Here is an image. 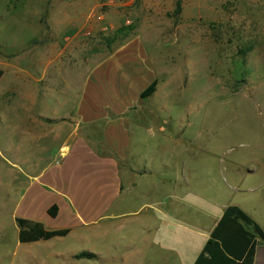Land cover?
<instances>
[{
    "label": "rangeland",
    "instance_id": "1",
    "mask_svg": "<svg viewBox=\"0 0 264 264\" xmlns=\"http://www.w3.org/2000/svg\"><path fill=\"white\" fill-rule=\"evenodd\" d=\"M133 41L157 82L138 113L153 116L143 122L148 128L166 133L152 137L148 128L130 124L138 135L132 150L139 166L169 165L178 180L190 176L189 188H178L186 192V207L177 217L198 231L190 242L204 240L216 205H242L264 229V0H0V65L47 68L43 112L50 118L72 114L90 71ZM94 130L90 138L101 149ZM6 141L0 136L1 144ZM59 144L50 139L47 153L44 147L32 155L54 156ZM8 183L6 174L7 190ZM152 187L151 177L141 181L122 211L154 204ZM3 205L6 215L8 202ZM144 215L108 234L106 243L67 239L61 248L98 255L76 264H121L125 244L144 238L132 233L138 239H124L147 224ZM6 230L14 237L13 224Z\"/></svg>",
    "mask_w": 264,
    "mask_h": 264
},
{
    "label": "crops",
    "instance_id": "2",
    "mask_svg": "<svg viewBox=\"0 0 264 264\" xmlns=\"http://www.w3.org/2000/svg\"><path fill=\"white\" fill-rule=\"evenodd\" d=\"M46 69L0 65V136L8 139L0 142V203L6 206L3 204L8 202L6 215L0 207V264H76L81 259L75 256L84 250L65 252L61 248L65 240L106 243L108 234L128 229L131 218L141 213L148 219L147 224L137 232L128 231L124 239H131L132 233L144 238L139 243L130 240L125 244L121 264H194L229 206L216 205L204 240L194 245L190 235L198 231L177 220L186 207L181 203L186 192L178 193V188H189L190 176L182 173L178 180L169 165L155 168L137 164L132 138L138 135L128 125L148 128L143 122L153 117L138 113L151 97L141 99L140 94L154 81L144 50L133 41L100 62L77 90L75 110L65 117L50 118L43 112V108L48 109L50 93L49 84L43 81ZM152 127L146 130L152 137L156 136L154 131L166 133L157 125ZM96 128L101 149L91 140ZM50 139L60 143L54 156L32 155L34 149L43 153L44 147L47 153ZM2 169L8 176L9 190L3 187L6 174ZM148 177L153 180L154 204L140 212L122 211L138 184ZM53 206L57 207L55 218L48 214ZM17 218L41 223L49 231L69 233L62 238L22 244ZM117 221L121 225L113 231L110 226ZM12 224L14 237L6 230ZM177 234L189 236V241L178 240ZM138 237L132 234V239ZM85 252L94 255L85 260L98 259V255ZM252 264H264V242L256 245Z\"/></svg>",
    "mask_w": 264,
    "mask_h": 264
},
{
    "label": "trees",
    "instance_id": "3",
    "mask_svg": "<svg viewBox=\"0 0 264 264\" xmlns=\"http://www.w3.org/2000/svg\"><path fill=\"white\" fill-rule=\"evenodd\" d=\"M2 75L0 70V78ZM156 86L157 82L154 80L141 92L140 98L152 96ZM48 214L55 218L57 207H51ZM15 223L19 230L18 240L22 244L62 238L69 233V230L49 231L43 224L26 219L17 218ZM258 242H264V229L241 208L229 206L224 210L194 264H252ZM93 257L94 255L86 252L75 256L77 259Z\"/></svg>",
    "mask_w": 264,
    "mask_h": 264
}]
</instances>
